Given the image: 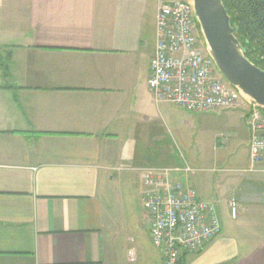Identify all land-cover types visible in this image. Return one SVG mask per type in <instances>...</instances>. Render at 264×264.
<instances>
[{
	"label": "crops",
	"instance_id": "crops-1",
	"mask_svg": "<svg viewBox=\"0 0 264 264\" xmlns=\"http://www.w3.org/2000/svg\"><path fill=\"white\" fill-rule=\"evenodd\" d=\"M169 3L0 0V264H130V249L141 263L121 186L186 159L177 132L192 114L148 88L156 15ZM142 142L168 153L141 157ZM263 183L234 178L229 197L256 205ZM217 214L221 233L182 264H264V223L240 238Z\"/></svg>",
	"mask_w": 264,
	"mask_h": 264
},
{
	"label": "built area",
	"instance_id": "built-area-1",
	"mask_svg": "<svg viewBox=\"0 0 264 264\" xmlns=\"http://www.w3.org/2000/svg\"><path fill=\"white\" fill-rule=\"evenodd\" d=\"M148 88L156 102H167L192 114L244 110L250 133L245 172L255 173L264 166V109L219 75L205 51L191 1L162 4L157 11ZM198 172L183 157L175 167L142 170V204L150 242L163 254L164 264H177L186 255L201 252L221 233L215 206L201 199L187 181L170 178L181 174L190 179ZM228 205L235 218L236 200L230 198ZM127 259L136 262L134 249L128 250Z\"/></svg>",
	"mask_w": 264,
	"mask_h": 264
},
{
	"label": "rangeland",
	"instance_id": "rangeland-1",
	"mask_svg": "<svg viewBox=\"0 0 264 264\" xmlns=\"http://www.w3.org/2000/svg\"><path fill=\"white\" fill-rule=\"evenodd\" d=\"M178 2L179 0H166ZM180 110V109H179ZM176 112L181 113V111ZM188 125L178 129V149L183 153L189 164L199 170L196 176L190 178V185L198 196L215 206L226 235L246 238L250 232L260 227L259 214L264 213V183L255 185L259 199L256 205L254 199L244 203L237 202V214L232 218L229 208V197L234 178H247L264 180V175L248 173L245 170L249 165V129L245 120V112L241 108L184 115ZM161 149V150H160ZM168 147L162 144L154 147L152 144L142 142L138 153L152 156L157 150L158 156L168 153ZM170 149V148H169ZM173 152L177 148H173ZM217 170H225L223 172ZM216 170V171H215ZM130 184L121 186V211L127 221L126 237L134 242L132 247L141 254L140 264H151L163 257L147 236V216L141 202L143 186L139 175H132ZM257 183V182H255ZM254 183V184H255ZM251 199V198H250ZM130 264H136L130 263Z\"/></svg>",
	"mask_w": 264,
	"mask_h": 264
},
{
	"label": "water",
	"instance_id": "water-1",
	"mask_svg": "<svg viewBox=\"0 0 264 264\" xmlns=\"http://www.w3.org/2000/svg\"><path fill=\"white\" fill-rule=\"evenodd\" d=\"M205 51L222 79L264 109V71L245 56L222 0H190Z\"/></svg>",
	"mask_w": 264,
	"mask_h": 264
},
{
	"label": "trees",
	"instance_id": "trees-1",
	"mask_svg": "<svg viewBox=\"0 0 264 264\" xmlns=\"http://www.w3.org/2000/svg\"><path fill=\"white\" fill-rule=\"evenodd\" d=\"M245 56L264 71V0H222ZM6 70V69H5ZM184 258V257H183ZM181 258L177 264H182Z\"/></svg>",
	"mask_w": 264,
	"mask_h": 264
}]
</instances>
